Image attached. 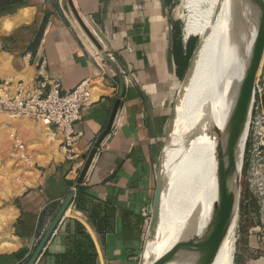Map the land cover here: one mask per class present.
<instances>
[{"label":"crops","instance_id":"obj_1","mask_svg":"<svg viewBox=\"0 0 264 264\" xmlns=\"http://www.w3.org/2000/svg\"><path fill=\"white\" fill-rule=\"evenodd\" d=\"M0 0V79L46 92L92 80L91 103L74 124L68 152L58 147L17 193L0 264H26L68 196L72 199L33 264H138L149 225L156 172L170 127L171 98L196 49L184 38L175 0ZM264 81V59L259 75ZM112 126L82 178L115 102ZM264 110V94L260 97ZM39 123V122H36ZM41 124V123H39ZM42 125V124H41ZM240 222L232 264H264V222Z\"/></svg>","mask_w":264,"mask_h":264},{"label":"bare ground","instance_id":"obj_2","mask_svg":"<svg viewBox=\"0 0 264 264\" xmlns=\"http://www.w3.org/2000/svg\"><path fill=\"white\" fill-rule=\"evenodd\" d=\"M262 3L182 2L187 12L184 38L197 35L199 42L178 88L179 100L162 149L160 169L164 180L157 230L154 239L146 241L138 264L159 263L173 246L191 232H201L208 221L217 196L228 104L232 103L245 61L254 56L259 43ZM254 99L255 84L248 103L236 104L240 120L238 165L244 157ZM237 215L234 209L190 253L169 264H232Z\"/></svg>","mask_w":264,"mask_h":264},{"label":"rangeland","instance_id":"obj_3","mask_svg":"<svg viewBox=\"0 0 264 264\" xmlns=\"http://www.w3.org/2000/svg\"><path fill=\"white\" fill-rule=\"evenodd\" d=\"M182 2L183 0H175L173 10L183 29L184 16L187 12L182 8ZM190 37L196 39L197 47L198 36ZM262 63L256 80L259 78ZM256 98L257 95L255 94ZM178 100L179 94L177 90L171 98L168 110L170 124L172 123ZM255 117L256 113L252 106L249 135L242 165L236 235L240 222L246 217L248 212L252 213L253 216V219H249L248 222L252 224L253 220L264 222V146L259 145L256 149L258 140L255 141L253 137ZM17 141L23 144V151H18ZM57 147L58 144L54 136L43 124L41 125L25 117H10L0 111V247L3 240L9 236L11 213L10 211L7 212L6 209L11 206L14 196L30 184L35 170L40 169L41 166L51 159ZM159 164L158 162L157 169ZM140 258L141 256L138 257L139 261Z\"/></svg>","mask_w":264,"mask_h":264},{"label":"water","instance_id":"obj_4","mask_svg":"<svg viewBox=\"0 0 264 264\" xmlns=\"http://www.w3.org/2000/svg\"><path fill=\"white\" fill-rule=\"evenodd\" d=\"M262 1H263L262 14L260 16V20L262 21V28L260 31V40L254 52V56L245 61L242 71L243 74L236 85L235 94L232 103L228 104L229 113L223 131L217 196L214 202L212 203L208 221L201 232L199 233L191 232L190 234H188V236L185 239L179 241L175 246H173V248L167 253V255L157 264H169L174 261H180L202 241L205 234L208 231H210V229H212V227L215 224H217L219 221H223L227 219L230 216V214L234 211V209L238 212L239 202H240V188H241L243 161L241 160L238 165L236 150H237L238 137L240 134V120L237 118L236 115V104L241 101L248 103L250 96L253 93L256 75L262 61V57L264 53V0ZM67 2L79 26L86 33V35L89 37L92 43L98 49H100V45L98 44L96 38L94 37L90 29L86 26L83 19L74 8L71 0H67ZM118 106H119V100L115 102L109 122L105 130L99 136L95 144V147L92 149L86 161L79 182H81L82 178L84 177L91 163V160L96 152V147L100 145L104 137L109 132L116 111L118 109ZM161 157H162V153L159 158V163ZM163 180L164 177L162 175V171L160 169V164H159V167L156 172V183L154 189L152 210H151L149 225L146 233L145 243L147 240H153L155 237V233L158 226V219L160 215ZM71 199H72V195L68 196V198L66 199V201L61 206L60 210L57 212L52 222L48 226L43 237L36 246L35 250L32 252L26 264L34 263L39 253L41 252L42 248L44 247L45 243L52 234L54 228L56 227L64 210L70 203Z\"/></svg>","mask_w":264,"mask_h":264},{"label":"built area","instance_id":"obj_5","mask_svg":"<svg viewBox=\"0 0 264 264\" xmlns=\"http://www.w3.org/2000/svg\"><path fill=\"white\" fill-rule=\"evenodd\" d=\"M91 88L92 80L87 78L67 91H62L58 82H52L46 92L24 81L0 79V111L10 117L32 119L47 128L56 127L63 135V147L69 152L76 139L74 124L80 118L83 108L91 103ZM255 94L253 137L255 141L258 140L257 149L259 145L264 146V110L260 105L264 81H255ZM16 143L18 151H23V144L18 141Z\"/></svg>","mask_w":264,"mask_h":264},{"label":"trees","instance_id":"obj_6","mask_svg":"<svg viewBox=\"0 0 264 264\" xmlns=\"http://www.w3.org/2000/svg\"><path fill=\"white\" fill-rule=\"evenodd\" d=\"M196 40V39H195Z\"/></svg>","mask_w":264,"mask_h":264}]
</instances>
